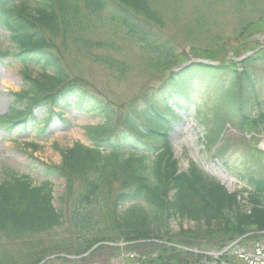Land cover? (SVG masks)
Listing matches in <instances>:
<instances>
[{
	"label": "trees",
	"instance_id": "1",
	"mask_svg": "<svg viewBox=\"0 0 264 264\" xmlns=\"http://www.w3.org/2000/svg\"><path fill=\"white\" fill-rule=\"evenodd\" d=\"M169 1L0 0V25L16 46L13 54L0 51V59L12 56L25 66L41 67L43 72L36 78L28 71L22 72L28 89L15 95L14 106L25 107L17 110L13 106L2 124L26 130L36 123L35 108L44 109L47 124L65 121L63 113L67 108L101 116L97 126L87 128L92 146L75 142L60 149V165L42 164L44 176L65 181L59 208L54 203L51 181L34 185L26 176L12 175L0 183V236L23 240L63 229L68 231L66 239L57 242L70 254L74 250L84 254L99 242L118 240H165L172 244L156 250L155 258L146 259L148 264H203L204 260L190 252L194 247H223L250 232L258 234L256 241L264 242L262 152L252 147L243 152L244 164L257 168L256 173L248 168L244 174L239 173L240 180L252 188L243 198L242 192L230 193L194 163L181 168L168 136L172 121L168 101H180L195 88L220 92L214 106L217 111L207 122L211 136L205 139L208 150L219 142L225 130L227 118L217 113L222 107L232 109L229 121H240L241 131L248 126L264 130V113L253 117L248 110V100L255 89L253 68L264 64V49L243 62H226L220 55L230 40L240 39L246 32L264 35V10L254 0H216L235 8L238 21L234 39L222 31L201 29L204 21L207 28L205 15L193 20L189 17L190 23L182 27L178 39L177 33L172 36L167 32L171 27L181 28L175 26L180 18ZM181 6L183 9V3ZM105 27L112 29L115 36L121 32L124 41L134 42L145 53L151 72L167 73L157 89L124 113L91 96L79 81L72 82L60 57L61 49L74 51L78 57L99 61L123 75L126 69L122 62L92 52L101 44H95L89 36ZM182 46L190 49L196 62L176 70L192 60L183 52L177 53ZM48 69L52 72L48 73ZM226 144L215 157L224 154ZM126 205L129 206L124 209ZM174 222L179 224L178 231L173 229ZM184 222L200 226V231L184 229ZM107 248L112 256L113 248ZM97 251L91 257L97 256ZM151 252L154 255L155 250Z\"/></svg>",
	"mask_w": 264,
	"mask_h": 264
},
{
	"label": "rangeland",
	"instance_id": "2",
	"mask_svg": "<svg viewBox=\"0 0 264 264\" xmlns=\"http://www.w3.org/2000/svg\"><path fill=\"white\" fill-rule=\"evenodd\" d=\"M178 1L180 3H177ZM254 1L257 5H261L262 10H264V0ZM215 2L216 0H171L170 5L177 9L180 18V22L175 26H180L181 28L178 30L171 27L167 32L172 36H176L177 33L178 39H180L182 27L190 23L188 22L189 17L193 20L198 15H205L208 19L207 28H205L206 21H204L201 29L210 30L213 33L222 31L225 35H228V38H231V35L233 38V32L235 28L237 29L238 21L233 12L235 8L230 5H224L219 1L216 4ZM169 14H171L170 9H168ZM89 38L95 44H101L93 49V54L122 62L125 65L126 72L123 75L119 72L117 74L99 61L94 62L78 57L74 51L67 53L64 49H61L60 57L64 71L72 82L79 81L82 86H85L84 88L91 96L98 97L115 106L116 110L124 113L129 106L139 104L145 94L157 89L165 79L167 73L156 74L147 68L146 60L144 59L145 53L141 52L134 42L124 41V36L121 32L115 36L112 33V29L105 27L94 35L89 36ZM110 44L114 45L109 46ZM263 48L264 35L246 32L242 38L230 40L229 46L224 52H220V55L222 57L225 56L223 61L227 62L239 58L236 57V52L240 53V56H244L247 52ZM15 49V44L9 39V33L0 26V51L13 54ZM182 52L188 58H195L191 56L189 48L182 46L177 50V53ZM253 69L255 72L256 92L248 100L250 102L248 110L253 115H258L264 111V64H257L256 68ZM22 70L21 63L14 60L12 56H7L5 59L0 60V183L10 179L12 175L16 177L26 176L34 185H39L47 180L51 181L54 190V203L59 208L60 198L65 193V181L59 177L48 178L44 176V166L42 164L60 165L63 160L60 148L70 147L76 141L91 145L90 140L86 137L84 128L98 124L101 117H91L80 111L68 109L65 113L68 124H52L44 135L38 136L32 130L22 134H19L17 130L11 131L2 125V120L11 112L16 99L15 95L28 89L27 82L22 76ZM41 70V67L30 65L28 72L36 78L41 75ZM48 72L51 73L52 70L48 69ZM217 97L218 93L205 92L199 89L189 94L190 107H187L189 109L183 110L172 106L175 112L174 116L178 119L171 125L174 132L170 133V139L181 168H186L189 162H195L206 170H208V166L211 163L213 168L218 167L212 157L213 150L209 152L203 146V138L208 130L204 121L205 119L211 120L210 113L214 112L212 106ZM204 103L209 105L205 106ZM169 104H172V102L170 101ZM14 107L19 110L24 109L25 106L18 104ZM34 113V116L39 120H43L45 117V112L42 108H35ZM225 115L227 118L232 116L231 113ZM235 123L237 125H233V127L229 124L226 126L227 150L220 155L218 161L224 164L223 166H226V162L229 163L226 168H231V171L229 170L228 172H230L229 175L234 180L233 185L236 189L241 190L245 187V184L240 180L239 173L244 174L247 168L255 173L257 170L254 164H244L243 152L245 153L252 147L258 149L264 155V130L260 128L257 130L248 126L241 131L237 128L240 121ZM66 128H77L78 134L67 135L64 132ZM33 142L38 144V150L28 146V144ZM220 145L218 144L216 148H219ZM215 171H213V175L218 176L217 171ZM246 186L248 185L246 184ZM242 197L245 198L246 195ZM128 206L126 205L124 209ZM172 226L174 231H178L180 228L178 222H174ZM199 227L194 223H183L184 229L199 230ZM67 232L61 229L23 240H12L0 236V264H34L35 262H37L35 264H148L146 259L155 258L156 250L162 249L163 245L172 246L171 243L165 240L134 242L131 240H118L114 243L99 242L84 254H77L75 250L71 251L72 254H70L61 248V242H57L58 240H65ZM257 236L258 234H251L250 232L235 237L223 247H217L216 245L199 246L194 247L190 252L211 264L219 263L221 258L226 259L228 262L230 260V263L234 264L236 259H238L237 254H239L241 249L245 250V244H247L246 248H252L253 245L259 243V241L255 240ZM148 243H151L152 246L146 245ZM107 246L113 248L114 254L112 256L108 253L110 251ZM179 248L187 250L183 246ZM153 250H155L154 255L151 252ZM95 251L98 253L93 258L91 256L93 252L95 254ZM149 252L150 254H147ZM100 255H103V257Z\"/></svg>",
	"mask_w": 264,
	"mask_h": 264
},
{
	"label": "built area",
	"instance_id": "3",
	"mask_svg": "<svg viewBox=\"0 0 264 264\" xmlns=\"http://www.w3.org/2000/svg\"><path fill=\"white\" fill-rule=\"evenodd\" d=\"M239 257L245 264H264V245H257L252 252L241 250Z\"/></svg>",
	"mask_w": 264,
	"mask_h": 264
},
{
	"label": "water",
	"instance_id": "4",
	"mask_svg": "<svg viewBox=\"0 0 264 264\" xmlns=\"http://www.w3.org/2000/svg\"><path fill=\"white\" fill-rule=\"evenodd\" d=\"M219 167H220V169H219L220 172L227 175V173H228L227 170L224 169L221 165H219ZM208 170L213 173V171H215L216 169H213V165H209ZM219 177L222 180V183H224L227 180L226 177H224V176H219ZM227 187L229 188V186H227Z\"/></svg>",
	"mask_w": 264,
	"mask_h": 264
},
{
	"label": "bare ground",
	"instance_id": "5",
	"mask_svg": "<svg viewBox=\"0 0 264 264\" xmlns=\"http://www.w3.org/2000/svg\"><path fill=\"white\" fill-rule=\"evenodd\" d=\"M67 131V135H75L78 134V130L77 128H66L65 129Z\"/></svg>",
	"mask_w": 264,
	"mask_h": 264
}]
</instances>
